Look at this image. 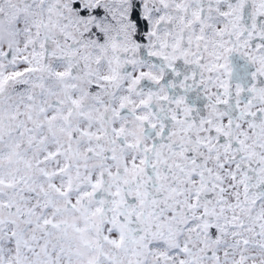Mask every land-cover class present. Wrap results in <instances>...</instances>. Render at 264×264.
I'll return each mask as SVG.
<instances>
[{
	"label": "snow or ice",
	"instance_id": "obj_1",
	"mask_svg": "<svg viewBox=\"0 0 264 264\" xmlns=\"http://www.w3.org/2000/svg\"><path fill=\"white\" fill-rule=\"evenodd\" d=\"M0 264H264V0H0Z\"/></svg>",
	"mask_w": 264,
	"mask_h": 264
}]
</instances>
